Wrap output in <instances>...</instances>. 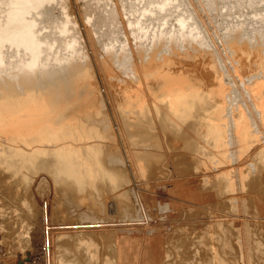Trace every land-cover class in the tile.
<instances>
[{"label":"bare ground","instance_id":"6f19581e","mask_svg":"<svg viewBox=\"0 0 264 264\" xmlns=\"http://www.w3.org/2000/svg\"><path fill=\"white\" fill-rule=\"evenodd\" d=\"M199 17L183 0H0V217L6 197L27 221L14 264H30L40 239L47 264H173L165 223L264 199V9L260 26L217 39ZM41 176L95 213L116 199L123 216L63 221L49 199L38 206ZM107 225L121 235L98 259L78 235ZM7 227L0 219V257Z\"/></svg>","mask_w":264,"mask_h":264},{"label":"rangeland","instance_id":"374dc122","mask_svg":"<svg viewBox=\"0 0 264 264\" xmlns=\"http://www.w3.org/2000/svg\"><path fill=\"white\" fill-rule=\"evenodd\" d=\"M183 1L185 2V4L188 6L189 9H191V10L194 9L195 11L199 12V15L201 17H199L200 20L198 23L201 24V21H202V24H204V27H202V28L203 29L205 28L207 30V31L203 30V34H205V36H207V34L209 33L216 39H217V36L220 34H223L225 32V30L228 29V27H233V26H235L234 24H238L239 22H243V25H242L243 30H244L243 32L251 31L252 27L260 26L261 22L258 19V14L261 13L262 10L264 9V3H260L259 0H253V3H249V0H214L216 7H211V8L203 7L205 4L204 0H183ZM190 158H192V156ZM192 171L195 172V168H193ZM42 178L44 180L40 178L39 180H40L41 184L39 183L36 190H34V191H36V195H37L38 200H39L38 206L40 203L43 202L44 199L45 200L49 199L48 201L49 202L51 201V204H49L51 209L55 210V209L61 208L60 209L61 212L64 213V214L61 213V217H62L61 219L63 221L81 222V221H85V219L87 217L88 218L86 220H89L91 217L92 218L95 217L97 220H110L111 218L112 219H116V218L118 219V217L121 218V216H123L121 209H119L118 205H116L117 204L116 199L107 200L108 202L106 201V205H105V203L102 204L103 200H101V202H100L101 208L99 207V211H97L95 213V210L94 209L92 210V206H93L92 203H90L91 205L88 204L87 205L88 207L84 206L83 204L76 201L74 199V197H69L68 194L65 192H61V194H63V195H61L62 196L61 197L54 190L55 189L54 187L56 186L55 183L48 182L47 181L48 178L46 176L45 177L43 176ZM42 181H44V182H42ZM48 183H51V185L50 184L48 185ZM199 184L201 185V182ZM223 191H225V189H223ZM41 194L43 196H41ZM252 194L253 195H249L248 198L244 199L247 201V202L245 201L246 203L244 202V200H243L244 204L241 202V205H240L241 208L230 206L229 202H227L228 200L227 201L225 200V204L218 205V206L214 205L211 202L210 204H208V207H207L205 213L203 214V216H205V217H202V219L204 218L202 221H200L198 218L189 219V221H187V220L183 221L185 218V214L183 213L180 215V217L178 219H176L177 223L175 220H173L169 225H168V223H165L163 226L165 228L166 227L169 228V230H170L169 232H170V235L172 237L171 241L172 242L174 241L175 244H178L177 245L178 247L176 250L177 256L174 258V260H172V263L173 264H184V263L185 264H195L194 261L196 260V261L202 262L203 264H212L210 262V258H212V255H213V251H211L212 250L211 248H214L217 251V254L223 259L225 264H249V263L250 264H264V210L261 209V203H262V205H264L263 204L264 199L262 200L263 197L258 198L257 193H252ZM254 194H256V195L254 196ZM153 197H154V194H151L150 199L147 203L148 209H150L151 211H154L155 213L157 212V214L160 215V214H162V211L159 210L158 202ZM3 199H4V203H5L4 204L5 213H1L3 215L0 217V219L3 221V223L5 225L8 226L7 227L8 230L5 231V234H6V236L4 238L5 241L3 240L5 242L4 243V254L1 255L0 259L2 262L5 259L4 260L5 264H14V263H16L15 261L20 258V256H22L26 253V250H27V248L25 250L24 237L19 236V238H18V235L20 233H22L23 230L27 227V226H25L27 221L21 215L20 210L17 211L18 214H16V215L14 214L16 212L12 211L14 209V207L16 208V204L14 201H10L6 197H4ZM252 199H254V200H252ZM71 200L73 202H71ZM255 201L258 202V204H256ZM19 204H20V202H19ZM60 204H61V206H60ZM77 204H79V205H77ZM18 206L20 207L21 205H18ZM56 206H58V208H56ZM62 206L63 207L65 206L64 208H66V211H65V209H63L64 211L62 210V208H63ZM243 207L246 208V210ZM93 208H94V206H93ZM102 208H103V210H102ZM106 208H107L108 212L106 211ZM229 208H230V210H229ZM228 211H229V213H228ZM91 214H92V216H91ZM62 215H64V216H62ZM182 215H184V216H182ZM99 216L100 217L102 216V217L100 218ZM145 216H147V215H144V217ZM68 217H70V218H68ZM109 217H111V218H109ZM73 218H75V219H73ZM146 218H148V216ZM152 218H155V220L153 221L154 224L156 223V221H158V220L160 221V219H162L161 216H156V217H152ZM192 220H194V221L192 222ZM61 221L60 220L58 221L57 219H55V221L52 224L54 225V223H56L54 226H59V225L63 224V222H61ZM41 222L42 221H40V223ZM191 222L194 224L198 223V225L200 227L197 228L198 225L194 226V224H192ZM17 223L20 226L21 231L18 230L19 226L17 225ZM134 223H144V221L142 220L140 222H134ZM172 223L173 224L175 223L174 224L175 226ZM176 225H177V227L178 226L179 227L177 228ZM41 226H43V223H41ZM17 227H18V229H17ZM113 227L114 226H110V225L102 226L100 228L101 230L82 232V234H79L78 237L79 238L82 237V239L85 238L84 240L90 239V241H88V242H90V244H94V245L97 244L98 245L97 248L98 247L100 248V249L98 248V252H97V250H96V252L94 251L96 248L93 250V248L96 245L95 246L92 245V246H94L93 248L90 247V249L93 251V253H96L95 254L96 256L98 255V259L104 258L103 256L110 257L116 253L117 244L115 245L114 243H117V240L119 239V237L121 235V233L119 231L115 230ZM174 227L177 229V231ZM10 228H11V231L9 230ZM104 228L105 229L108 228V229L105 230ZM105 231H107V232H105ZM105 233H107V234H105ZM16 234H18V235H16ZM187 235H189V236H187ZM173 236H174V238H173ZM182 237L184 240L186 239L188 241L187 247H189V248H187L188 250L185 248L186 251H185V249H183V243H181ZM192 237H194L195 239H193ZM200 237H202V241L206 243V244L204 243L206 250L200 251V254H198V256H196L195 255L196 248H194V247L197 246V241L199 240L198 238H200ZM18 239H20V240H18ZM180 240H181V242H180ZM95 241H96V243H95ZM114 241H116V242H114ZM225 242H227V244L222 245ZM192 243H194L195 246ZM45 244L43 243V245H42V240L40 239V244H39L38 248H35V250H31L32 253L30 256V259H31L30 264H35L36 261L43 259V251L41 249L42 246L44 248V255H45L43 262H44V264H47L48 258H47V253L45 252V248H46ZM113 244L115 245V247ZM20 245L23 248V250L19 247ZM101 245H103V246H101ZM190 245H191V247H190ZM108 246H109V248L110 247L111 248L109 249ZM79 247L81 248V250H83L84 246L83 247L79 246ZM87 247H89V245ZM90 249H89V251H90ZM193 249L195 251H193ZM21 250L23 253L21 252ZM92 251H90V252H92ZM191 251H193L192 254H190ZM245 251L247 252V254ZM187 252L188 253L190 252V253L188 254ZM203 253H205V254L203 255ZM240 253H241V255H240ZM201 254H202V256H201ZM15 255H16V257H15ZM205 256H207V257H205ZM248 260H249V262H248ZM0 264H3V263H0Z\"/></svg>","mask_w":264,"mask_h":264}]
</instances>
